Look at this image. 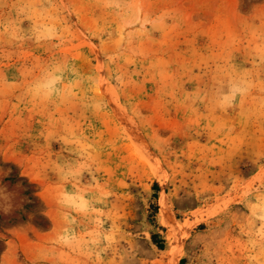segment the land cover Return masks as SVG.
<instances>
[{
    "label": "rangeland",
    "instance_id": "rangeland-1",
    "mask_svg": "<svg viewBox=\"0 0 264 264\" xmlns=\"http://www.w3.org/2000/svg\"><path fill=\"white\" fill-rule=\"evenodd\" d=\"M0 191V264H168L161 192L264 264V0H0Z\"/></svg>",
    "mask_w": 264,
    "mask_h": 264
},
{
    "label": "bare ground",
    "instance_id": "bare-ground-1",
    "mask_svg": "<svg viewBox=\"0 0 264 264\" xmlns=\"http://www.w3.org/2000/svg\"><path fill=\"white\" fill-rule=\"evenodd\" d=\"M159 205V222L161 223V225L169 227L171 231L176 234V238L172 239L170 242V249L168 251L167 262L168 264H178L182 255V248L180 247L178 234L182 227L170 207L169 200L165 192H161L160 194Z\"/></svg>",
    "mask_w": 264,
    "mask_h": 264
},
{
    "label": "clouds",
    "instance_id": "clouds-1",
    "mask_svg": "<svg viewBox=\"0 0 264 264\" xmlns=\"http://www.w3.org/2000/svg\"><path fill=\"white\" fill-rule=\"evenodd\" d=\"M54 83H55L54 80L48 81V82H46L43 85H38L37 88H38V90L40 88L48 89V93L47 94H50ZM0 198H2L5 201H7V199H8L7 194L5 192H3V191H0ZM3 210L5 211V213H7L10 209H9V207H5Z\"/></svg>",
    "mask_w": 264,
    "mask_h": 264
}]
</instances>
